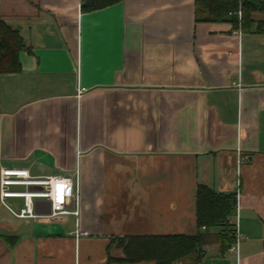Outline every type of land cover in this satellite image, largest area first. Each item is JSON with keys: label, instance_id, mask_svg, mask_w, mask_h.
Listing matches in <instances>:
<instances>
[{"label": "crops", "instance_id": "1", "mask_svg": "<svg viewBox=\"0 0 264 264\" xmlns=\"http://www.w3.org/2000/svg\"><path fill=\"white\" fill-rule=\"evenodd\" d=\"M81 4L0 0L25 43L0 75V170L80 194L56 218L0 203V264H130L119 241L198 233L199 185L236 193L240 234L202 264H264V34L202 22L196 0Z\"/></svg>", "mask_w": 264, "mask_h": 264}, {"label": "trees", "instance_id": "2", "mask_svg": "<svg viewBox=\"0 0 264 264\" xmlns=\"http://www.w3.org/2000/svg\"><path fill=\"white\" fill-rule=\"evenodd\" d=\"M117 1L82 0L81 10L97 11ZM196 5L197 19L202 22H228L236 28L241 25L244 32L255 28L256 33L264 34V0H196ZM239 11L242 13L241 21ZM24 49L25 43L19 31L0 20V75L21 71L19 55ZM236 207V193H218L199 185L196 196V235L134 237L119 241L118 245L123 247L125 262L130 264H202L206 245L218 241L224 253L236 243L235 229H231L234 225L228 223L236 215ZM213 229H219L220 232L211 235Z\"/></svg>", "mask_w": 264, "mask_h": 264}, {"label": "built area", "instance_id": "3", "mask_svg": "<svg viewBox=\"0 0 264 264\" xmlns=\"http://www.w3.org/2000/svg\"><path fill=\"white\" fill-rule=\"evenodd\" d=\"M239 21H241L242 13H238ZM81 89L79 94H81ZM243 161V160H242ZM240 160V163H242ZM23 189V190H21ZM240 190L238 187L237 193ZM79 182L74 183L71 178L65 177H45L34 178L26 169L2 168L0 170V203L10 211L14 216L19 218H37L35 213L36 201H47L51 204L50 218H56L62 215L72 214L66 209L68 199H79ZM10 199H22L24 201L23 209L19 214L7 204ZM73 214L78 215V211ZM236 221L234 228L236 232V243L231 248L238 254L239 252V211H236ZM202 230H205L203 228ZM79 234L78 236H85Z\"/></svg>", "mask_w": 264, "mask_h": 264}, {"label": "water", "instance_id": "4", "mask_svg": "<svg viewBox=\"0 0 264 264\" xmlns=\"http://www.w3.org/2000/svg\"><path fill=\"white\" fill-rule=\"evenodd\" d=\"M35 213L37 215H50L51 204L47 201H36L35 203Z\"/></svg>", "mask_w": 264, "mask_h": 264}, {"label": "rangeland", "instance_id": "5", "mask_svg": "<svg viewBox=\"0 0 264 264\" xmlns=\"http://www.w3.org/2000/svg\"><path fill=\"white\" fill-rule=\"evenodd\" d=\"M259 18L261 17V15H259L258 16ZM21 190H23V189H21ZM7 204L10 206V207H12L13 208V210L15 211V212H17V213H19L20 212V209L23 207V201L22 200H12V199H10V200H8L7 201ZM234 220L233 219H229L228 220V223L229 224H233L232 222H233ZM232 228H234L233 226L231 227V229ZM233 233V232H232ZM234 234V233H233ZM233 234H232V236H233ZM119 244V243H118ZM178 264H188L187 262H182V263H178Z\"/></svg>", "mask_w": 264, "mask_h": 264}]
</instances>
